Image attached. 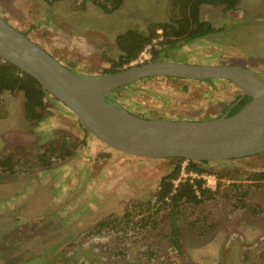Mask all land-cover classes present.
<instances>
[{
	"label": "rangeland",
	"instance_id": "1",
	"mask_svg": "<svg viewBox=\"0 0 264 264\" xmlns=\"http://www.w3.org/2000/svg\"><path fill=\"white\" fill-rule=\"evenodd\" d=\"M82 1L0 0V17L88 76L112 68L119 34L169 18L168 0H125L111 14ZM201 18L218 32L172 50L167 60L242 66L264 78V0H243L228 13L204 5ZM241 95L226 80L154 77L113 96L147 119L208 120L230 110ZM45 105L44 121L35 124L25 118L21 93L1 98L0 155L19 159L22 166L15 174L0 172V264H264V184L254 187L247 180L253 171H264V153L205 166V185L217 193L201 205L178 209L180 253L167 238L166 210L145 227L92 232L101 221L132 212L138 202H153L160 180L176 163L117 152L84 132L50 94ZM66 134L86 144L74 157L42 167L40 153ZM234 183L248 188L238 196Z\"/></svg>",
	"mask_w": 264,
	"mask_h": 264
},
{
	"label": "water",
	"instance_id": "2",
	"mask_svg": "<svg viewBox=\"0 0 264 264\" xmlns=\"http://www.w3.org/2000/svg\"><path fill=\"white\" fill-rule=\"evenodd\" d=\"M0 59L34 77L63 103L82 127L109 148L147 159L228 161L264 153V78L236 65L156 59L121 71L88 76L53 57L0 17ZM154 77L226 80L251 100L237 113L208 120L147 119L120 104L124 86Z\"/></svg>",
	"mask_w": 264,
	"mask_h": 264
},
{
	"label": "trees",
	"instance_id": "3",
	"mask_svg": "<svg viewBox=\"0 0 264 264\" xmlns=\"http://www.w3.org/2000/svg\"><path fill=\"white\" fill-rule=\"evenodd\" d=\"M47 1L52 3L60 0ZM242 1L168 0L170 8L167 20L152 22L146 29L130 28L116 37L115 45L119 54L115 59L109 60L112 68L107 70L106 74L123 70L136 60L148 46L153 48L151 49L152 60H167L172 54V50L209 38L211 35L216 34L218 30L211 22L201 18L202 7L204 5L213 6L228 13L237 10ZM82 2H91L93 5L99 6L105 13L111 14L120 9L125 0H83ZM156 44L159 49L154 47ZM132 85H135V83L127 86ZM6 92L21 93L23 95L25 118L30 123L39 124L44 121L45 100L49 93L34 77L21 71L17 66L0 59V102L2 95ZM250 100L251 98L247 95L238 97L233 103V108L229 115L237 113ZM84 132L87 131L84 129ZM85 144L86 141L84 139H74L66 134L60 138L58 144L48 143L42 153H40L38 161L42 167L48 168L57 161H64L74 157L75 152ZM170 161L176 163V165L160 180L158 189L154 193L155 199L153 202H138L133 206L132 212L126 213L123 217H115L113 220H103L94 227L92 232L100 234L109 228L118 232L121 229L123 230L121 226L127 227L130 224L145 227L159 212L166 210L169 211L168 216L170 218L168 241L172 249L181 253L180 231L177 223L179 217L178 209L185 203L201 205L205 201L213 199L217 191L205 185L204 174H208L205 166L211 164V162L187 161L182 158H172ZM184 161H187L186 172H193L199 177L194 179L188 177L175 185L174 182L181 175ZM20 166H22V163L19 159L0 155V172L15 174ZM223 176L232 177L230 173H226ZM247 180L252 182L251 185L254 187L262 186L264 184V171H253ZM233 187L238 196L245 188H248L247 185L235 183ZM243 195L245 196L246 193ZM152 208L156 209L154 213L151 212ZM140 215L141 218L135 221V217Z\"/></svg>",
	"mask_w": 264,
	"mask_h": 264
},
{
	"label": "built area",
	"instance_id": "4",
	"mask_svg": "<svg viewBox=\"0 0 264 264\" xmlns=\"http://www.w3.org/2000/svg\"><path fill=\"white\" fill-rule=\"evenodd\" d=\"M151 60H152L151 46H148L140 53V55L137 57V59L131 63V66L132 65H142V64H145ZM185 164H187V161H185V163L183 164L181 175L174 182L175 185H177L180 181L187 179L188 177H190L192 179L199 177L193 172L187 173L186 172V166L187 165H185Z\"/></svg>",
	"mask_w": 264,
	"mask_h": 264
},
{
	"label": "flooded vegetation",
	"instance_id": "5",
	"mask_svg": "<svg viewBox=\"0 0 264 264\" xmlns=\"http://www.w3.org/2000/svg\"><path fill=\"white\" fill-rule=\"evenodd\" d=\"M233 108V106L232 107H230V110H229V113H230V111H231V109Z\"/></svg>",
	"mask_w": 264,
	"mask_h": 264
},
{
	"label": "crops",
	"instance_id": "6",
	"mask_svg": "<svg viewBox=\"0 0 264 264\" xmlns=\"http://www.w3.org/2000/svg\"><path fill=\"white\" fill-rule=\"evenodd\" d=\"M227 112V111H226Z\"/></svg>",
	"mask_w": 264,
	"mask_h": 264
}]
</instances>
